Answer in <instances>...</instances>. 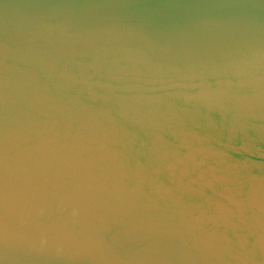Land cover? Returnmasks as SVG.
Returning a JSON list of instances; mask_svg holds the SVG:
<instances>
[{"label":"water","instance_id":"1","mask_svg":"<svg viewBox=\"0 0 264 264\" xmlns=\"http://www.w3.org/2000/svg\"><path fill=\"white\" fill-rule=\"evenodd\" d=\"M0 264H264V0H0Z\"/></svg>","mask_w":264,"mask_h":264}]
</instances>
